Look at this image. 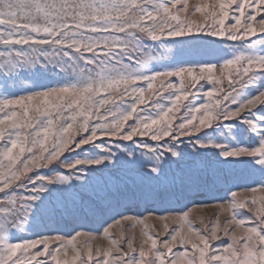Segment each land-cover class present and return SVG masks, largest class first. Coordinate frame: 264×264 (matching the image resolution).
<instances>
[{"label": "snow or ice", "instance_id": "snow-or-ice-1", "mask_svg": "<svg viewBox=\"0 0 264 264\" xmlns=\"http://www.w3.org/2000/svg\"><path fill=\"white\" fill-rule=\"evenodd\" d=\"M197 42L210 58L168 49ZM96 212L98 234L32 231ZM0 264H264V0H0Z\"/></svg>", "mask_w": 264, "mask_h": 264}, {"label": "rangeland", "instance_id": "rangeland-1", "mask_svg": "<svg viewBox=\"0 0 264 264\" xmlns=\"http://www.w3.org/2000/svg\"><path fill=\"white\" fill-rule=\"evenodd\" d=\"M192 3H195L196 0H191ZM205 41H214L216 47H226L228 44H231V42H222V41H216V38L213 37H205ZM255 39V38H254ZM168 49H171L172 51L176 52L177 54L181 55L185 59H207L210 58V54L215 51V47L212 45H205L202 43H193L190 45H168ZM175 80V78H173ZM48 80L44 79H36L35 83L36 84H41V83H48ZM201 84L207 88L208 85L205 82H201ZM27 86V85H25ZM21 89L18 87L16 89H11L10 93L12 94H19ZM251 91H255V89H252ZM240 142L244 145L248 144H254L255 141L252 139L250 136H243L240 139ZM188 164H194L195 161H193L191 158H188L187 160ZM41 174H54V173H49L48 169H40L39 170ZM61 172H66L65 169H59ZM235 175L239 177L240 183H244L249 181L250 179L256 178L255 174L251 172V170L247 168H238L235 172ZM226 193V188L224 184H217L210 192L207 191H198L189 199L196 201L197 203H202V204H215L218 202H221L222 197L225 196ZM82 197L84 200H93L92 197H90L88 194L84 193L82 194ZM186 201L182 199H176L170 203L164 204L162 207H157L155 203H152L151 201H145L143 199L139 198H131L129 199L125 205L124 208L126 209V214L130 215H143L145 213V208H153L156 209L157 211H163L165 209L167 210H174V211H179L184 208V204ZM190 206V205H189ZM186 210V209H185ZM216 209L213 207L205 208L202 210L203 215H205L206 218H214L216 215ZM109 215L111 213H106V212H96V213H81L78 217H73L71 215H65V216H57L54 219H41L37 225H35L32 229L33 232H52L55 233L56 231L63 232V233H70L73 231L74 228L77 227V225H81L84 229L98 234V230L101 229L102 225L104 224V221L108 219ZM239 216L242 218H249L251 216L250 213H248L246 210H241L239 213ZM195 219V217H192ZM225 219L224 216H221V220L223 221ZM196 228H200L201 225L199 223V220H196V223L194 225ZM170 227L174 228L176 225H171ZM156 228L160 231H162V226L161 224L156 221ZM113 235L117 236V233L115 230H113ZM136 238H137V244L140 241V234H139V229L136 230ZM227 238H222L219 241H215L214 243V248L215 249H222L225 246V240ZM93 247H107L108 246V241L103 239L98 235V238L94 240L93 242ZM176 249H174V252Z\"/></svg>", "mask_w": 264, "mask_h": 264}]
</instances>
